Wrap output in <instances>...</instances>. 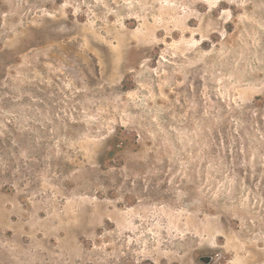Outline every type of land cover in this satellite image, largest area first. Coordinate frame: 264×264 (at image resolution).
Segmentation results:
<instances>
[{
  "label": "rangeland",
  "instance_id": "rangeland-1",
  "mask_svg": "<svg viewBox=\"0 0 264 264\" xmlns=\"http://www.w3.org/2000/svg\"><path fill=\"white\" fill-rule=\"evenodd\" d=\"M0 264H264V0H0Z\"/></svg>",
  "mask_w": 264,
  "mask_h": 264
},
{
  "label": "water",
  "instance_id": "water-1",
  "mask_svg": "<svg viewBox=\"0 0 264 264\" xmlns=\"http://www.w3.org/2000/svg\"><path fill=\"white\" fill-rule=\"evenodd\" d=\"M201 259H202L203 261L207 262L208 260L211 259V257H202Z\"/></svg>",
  "mask_w": 264,
  "mask_h": 264
},
{
  "label": "flooded vegetation",
  "instance_id": "flooded-vegetation-1",
  "mask_svg": "<svg viewBox=\"0 0 264 264\" xmlns=\"http://www.w3.org/2000/svg\"><path fill=\"white\" fill-rule=\"evenodd\" d=\"M204 257H211V256H204ZM212 259H213V258L211 257V259H210V260H208V261H207V263L211 262V261H212Z\"/></svg>",
  "mask_w": 264,
  "mask_h": 264
},
{
  "label": "trees",
  "instance_id": "trees-1",
  "mask_svg": "<svg viewBox=\"0 0 264 264\" xmlns=\"http://www.w3.org/2000/svg\"><path fill=\"white\" fill-rule=\"evenodd\" d=\"M258 99H260V98L258 97Z\"/></svg>",
  "mask_w": 264,
  "mask_h": 264
}]
</instances>
